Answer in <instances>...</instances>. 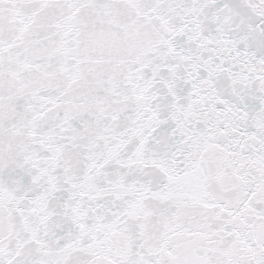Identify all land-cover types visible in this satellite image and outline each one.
<instances>
[{
	"label": "snow or ice",
	"instance_id": "6c2138e0",
	"mask_svg": "<svg viewBox=\"0 0 264 264\" xmlns=\"http://www.w3.org/2000/svg\"><path fill=\"white\" fill-rule=\"evenodd\" d=\"M0 264H264V0H0Z\"/></svg>",
	"mask_w": 264,
	"mask_h": 264
}]
</instances>
